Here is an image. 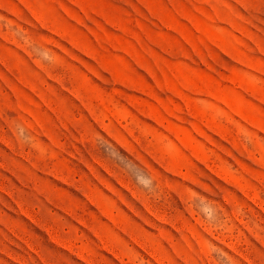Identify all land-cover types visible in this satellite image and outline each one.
<instances>
[{
	"label": "rangeland",
	"instance_id": "rangeland-1",
	"mask_svg": "<svg viewBox=\"0 0 264 264\" xmlns=\"http://www.w3.org/2000/svg\"><path fill=\"white\" fill-rule=\"evenodd\" d=\"M0 264H264V0H0Z\"/></svg>",
	"mask_w": 264,
	"mask_h": 264
}]
</instances>
